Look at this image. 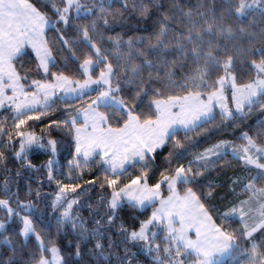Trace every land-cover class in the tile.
<instances>
[{
	"label": "snow or ice",
	"instance_id": "6c2138e0",
	"mask_svg": "<svg viewBox=\"0 0 264 264\" xmlns=\"http://www.w3.org/2000/svg\"><path fill=\"white\" fill-rule=\"evenodd\" d=\"M38 3L0 0V109L11 113V124L7 117L0 119V165L7 162L2 149L17 144L14 158L33 169L29 151L34 146L50 150L43 167L57 185L53 207L63 208L58 223L70 225L77 235L75 255L81 257V243L94 241L89 255L96 264H111L113 257L117 264H134L129 243L139 245L152 264H264V124L255 136L242 132L236 138L242 143L220 140L181 162L195 146L194 136L219 130L217 115L226 126L225 121L243 118L257 106L264 111V27L254 31L255 20L243 23L256 11L264 19V0H220L219 9L213 0L211 9L203 10L201 2L187 11L173 0L160 13L155 31L126 41L105 35L110 19H123L122 12L110 11L111 0ZM153 8L164 5L132 2L133 13L142 18ZM123 9H128L127 0ZM233 18L239 23L234 25ZM68 28L73 29L71 36ZM49 29L56 31L57 40L47 37ZM65 51L70 57L63 56ZM172 53L177 55L169 58ZM58 55L65 62L63 69ZM25 56L33 58L35 74L42 78H32L33 68L21 62ZM69 59L76 61L74 70L68 68ZM58 102L63 109L57 108ZM58 111L64 117L53 119ZM46 118L50 123L37 133L32 126L44 124ZM181 130L183 139L178 137ZM54 132L74 143L67 179H81L93 163L103 169L102 180L85 182L89 188L99 182L97 207L106 209L92 230L74 213L84 189L54 176L61 147ZM229 156L247 174L232 179L229 194L236 199L221 211L214 203L208 206L216 196L214 184L209 182L207 191L199 186L210 169L231 167ZM137 165L136 174L128 172ZM2 171L10 173L7 167ZM12 179L6 176L0 186L7 196L0 199V210L8 221L19 219L16 235L23 241L34 235L38 242L39 257L30 252L27 264H68L60 247L51 242L49 247L36 231L31 216L35 205L11 190ZM27 195H32L30 188ZM35 195L41 194L37 190ZM217 198L228 200V194ZM124 208L141 213L151 208V213L143 220L132 216L131 226L121 219L118 235L125 255L120 256L108 233ZM6 225L0 221V230L6 231ZM3 231L0 244L11 254L5 259L0 252V264H25V244L17 247Z\"/></svg>",
	"mask_w": 264,
	"mask_h": 264
},
{
	"label": "trees",
	"instance_id": "16d2710c",
	"mask_svg": "<svg viewBox=\"0 0 264 264\" xmlns=\"http://www.w3.org/2000/svg\"><path fill=\"white\" fill-rule=\"evenodd\" d=\"M36 2V0H33ZM44 0H39L38 6L40 3H43ZM128 9L125 11L123 9V0H111V9L110 11L114 12H122L123 19L117 17L116 22L112 23L110 19V25L107 30H105L106 36H119L123 40H128L129 38H136L140 36H146L151 34L156 30L157 21L159 19L160 13L164 11V9L168 8L173 0H144L145 3H153V4H163L164 8L157 10L153 8L152 13L148 17H141L138 14H134L132 11V2L133 0H127ZM137 3L140 0H136ZM179 2L185 6V11L189 7L195 10L196 6L203 2L205 5V9L208 10L212 8L213 0H179ZM216 7L219 9L220 0H215ZM49 14L52 15L51 11ZM53 20H55V16L53 15ZM255 20L257 27L254 28V31H259L260 27H264V19L261 18L259 11L254 12L252 15L244 18L243 23L248 24L249 21ZM234 25L238 24L235 18L231 21ZM59 27L63 28V25ZM67 34L71 36L73 34V29L68 28ZM47 37L50 40H57V33L54 29L47 30ZM107 43H105L104 47H109ZM257 46H259V42H257ZM57 47H62L57 44ZM126 50V46H125ZM30 51V50H29ZM79 55L80 52L78 51ZM177 55L176 53H172L169 58ZM63 56H69L70 53L64 52ZM113 62L115 63V58L113 57ZM25 68H33V77L36 79L42 78L41 76H37L34 70V61L31 56H25L21 61ZM57 63L63 69L64 61L61 56H57ZM67 65L69 70H74L76 68V61L69 59L67 61ZM55 70V69H54ZM180 75V73H178ZM94 95V93H93ZM70 104H77L78 101H69ZM58 109H63L64 104L61 102L57 103ZM219 113L218 110H216ZM65 113L62 111H58L56 115H54L53 119H62ZM4 117L8 118V123L11 124V113L10 111L1 110L0 111V119ZM50 123L49 119H45L44 124H36L32 127L35 128L37 133H39L40 128H43L45 124ZM215 124L219 126V130L212 129L207 135L195 137L193 133H189L190 136H194V144L195 146L191 147L189 153L185 154V158L181 161L183 163H187L188 160L192 158V155L198 152L203 151L205 148L210 147L211 145L217 143L220 140H229L235 141L236 143H242V141L237 140L236 138L241 135L242 132H249L250 135L255 136L257 130L260 128L262 124H264V111H261L260 107L257 106L253 109V111L244 116L243 118H238L232 121H225L224 124L226 126L221 125V118L217 115ZM54 138H57L61 141V147L59 148L58 154L56 156V164L54 172V176L56 179L62 180L64 183H79L81 187L84 189L82 195H80L79 205H74V213L78 214L80 217L84 219L86 222V226L89 230H92L96 227L94 220L100 219L104 216L106 209L98 208L97 202L100 198V188L99 182L93 184L91 188L85 184L86 181H96L98 178L102 180L103 169L96 163H93L88 168L84 169V173L81 179L79 180H69L67 179L69 175V162L73 159L74 155V143H72L70 137L62 134V133H53ZM178 137L183 139L184 132L181 130L178 133ZM170 147V144H169ZM19 145H16L15 149H2L7 156V162L4 165H0V186L3 185L5 177L8 175L12 176V181L10 183V187L12 191H19V199L23 202H28L29 200L33 201L35 205V209L32 212L31 216L36 227V231L40 233L41 237L44 240V243L51 246V243L57 244L61 249V254L68 261V264H96V261L90 257L89 249L93 247L94 241H89L87 243H81V257H77L75 255L76 250V242L77 235L72 231L70 225H60L58 223L60 213L63 211V208H54L53 200L55 199V193L58 191L55 180L49 181L47 178V169L43 167L49 158H50V150H45L39 147L34 146L28 153V159L31 161L32 165L35 166V169L28 168L23 165L21 161H18L14 158L13 152L18 150ZM166 154V151H165ZM98 159V158H97ZM231 161V167H217L215 169H210L207 173L206 178L201 182L199 186L204 191H207V185L209 182L213 183L215 186L216 196L213 197L211 201H208V206L211 208L212 204H215V207L220 209L221 211L225 210V205L229 203L231 200H235L236 197L234 195L229 194V189L232 187L231 181L237 175H246L247 172L243 168L241 164H239L236 160L232 159L231 156L227 158ZM3 167H7L10 169V173H4L2 171ZM139 170V165H137V169L133 170L131 168L128 169L129 173L136 174ZM19 171L20 176L16 177L15 173ZM79 172V170H77ZM252 174H255L253 171ZM73 176L76 173H72ZM126 182V180H125ZM29 188L32 190V195L29 196L27 193L29 192ZM40 192V196L37 197L35 195L36 191ZM78 191H80L78 189ZM237 192H240L241 189L237 188ZM165 195H167L165 188ZM228 194V200L218 199L217 197H222ZM7 196L4 194L2 187H0V199H6ZM91 205V208L89 207ZM12 206L16 207L15 198H13ZM213 211H215L213 209ZM99 212V215H97ZM151 208L147 210V212L141 213L139 210H132L129 208H124V210L119 214L120 219L117 220L116 224L112 226L108 235L111 236L112 240L117 242V246L113 250L120 256H124V248L125 245L122 243V238L118 235V229L121 222V219H128L129 226H131V217L135 216L139 220H143L150 215ZM27 213L22 212L21 215H25ZM0 221H7L6 231H3V235H11L13 237L14 243L19 247L20 243L25 244V251L23 257L21 258L25 264H27V260L29 259V253H34L36 258L39 257V249L38 242L35 239V236H30L28 240L25 242L23 238L16 233L20 228V221L17 218L15 221H8L7 215L3 210H0ZM237 224L233 223V227H236ZM2 238V237H0ZM72 242L71 245L69 242ZM51 242V243H50ZM105 244L107 245V239H105ZM128 253H135V261L134 264H152L151 257L147 256L140 248L139 245H132L129 243L127 245ZM0 252L4 253L5 259L8 255H10V250L6 245L0 244ZM46 254V253H45ZM111 264H117L115 257H113ZM191 264V261H189Z\"/></svg>",
	"mask_w": 264,
	"mask_h": 264
},
{
	"label": "rangeland",
	"instance_id": "374dc122",
	"mask_svg": "<svg viewBox=\"0 0 264 264\" xmlns=\"http://www.w3.org/2000/svg\"><path fill=\"white\" fill-rule=\"evenodd\" d=\"M230 106H231V105H230ZM1 110H3V109H0V111H1ZM216 110L219 111V108H217ZM33 148H34V147H33ZM33 148H32V149H33ZM45 256H49V257H50V254H49V253H46Z\"/></svg>",
	"mask_w": 264,
	"mask_h": 264
}]
</instances>
